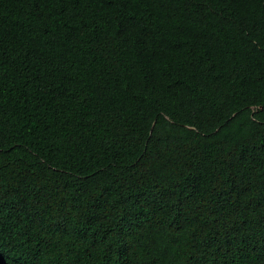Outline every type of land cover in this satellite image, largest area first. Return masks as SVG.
<instances>
[{
    "label": "trees",
    "instance_id": "16d2710c",
    "mask_svg": "<svg viewBox=\"0 0 264 264\" xmlns=\"http://www.w3.org/2000/svg\"><path fill=\"white\" fill-rule=\"evenodd\" d=\"M0 264H264V0H0Z\"/></svg>",
    "mask_w": 264,
    "mask_h": 264
}]
</instances>
